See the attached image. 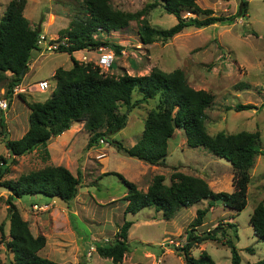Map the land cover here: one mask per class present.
<instances>
[{"label":"rangeland","instance_id":"1","mask_svg":"<svg viewBox=\"0 0 264 264\" xmlns=\"http://www.w3.org/2000/svg\"><path fill=\"white\" fill-rule=\"evenodd\" d=\"M9 1L0 0V18ZM248 1L247 18L237 19L234 24L229 25L217 23L203 28L189 26L165 41L157 39L150 44L142 43L138 34V21H131L127 27L108 35L102 34L98 38L118 44L123 49L118 58H113V62H116L114 69L99 68L102 73L113 76L123 73L147 74L152 67L166 72L179 68L184 71L193 88L209 91L214 96L213 103L206 110L207 133L215 135L221 131H257V146L264 150V109L238 112L226 109V106L238 102L259 105L264 101V0ZM109 4L113 9L127 12L150 6L145 18L155 28H169L177 21L174 15L164 11L158 0H109ZM152 4L155 6L151 7ZM197 4L201 8L212 9L211 15H225L235 12L238 0H197ZM82 13L75 0H26L24 9V15L30 19L32 26L38 25L41 19L47 20L49 26L45 28L47 36H44L55 47L59 43H65L66 39L50 34L55 33L57 28L67 27L71 19ZM183 15L194 16L189 12H183ZM43 43L41 42L42 45ZM101 52L103 51L99 49L89 50L88 53L77 51L74 57L80 62H91L95 65ZM71 63L67 53L57 52L56 49L35 52L21 81L28 85L27 92L23 93L26 101L40 102L48 98L51 88L41 92L37 88V82L46 80L55 85V78L51 74L53 69H68L72 66ZM239 83H248L249 87L241 89ZM4 85H0V98L4 97ZM138 97L136 92L133 93V99ZM8 104L6 112L0 111L4 120L7 118L5 131L10 139H18L21 129L28 126V111L25 108L27 105L14 96ZM155 104L156 100L150 99L135 106L127 114L125 127L110 138H116L123 145L131 146L140 137L146 115ZM119 111H125V106L120 105ZM83 125V121H73L65 137H51L46 144L49 157H44L41 148L16 157V162L9 164L10 172L5 176L6 179H16L20 174L49 164L62 165L75 176H79L77 195L69 204L38 193L25 194L13 200L24 219L31 217L28 220L30 224L39 223L38 226L48 234V248L57 247L61 252L55 253L50 259L63 264H115L110 259L99 256L95 248L97 243H112L125 218L132 220L133 224L128 231V250L124 253L123 260L117 264H184L174 248L185 243L189 223L194 218L196 209L203 208L206 201L180 208L167 221L153 207L143 208L136 214L124 215L125 202L121 198L126 188L116 175L110 173L122 174L143 191L157 174L164 176L165 184L170 183L173 171L197 176L206 174L213 191L230 192V163L202 147L187 146L182 130L175 129L168 141L165 162L162 165H152L126 155L117 150L115 145L106 142H98L87 148L90 134ZM0 140L3 142L1 132ZM1 142L0 155L8 158L6 147ZM250 176L247 204L242 211L235 214L222 204H217L205 215L204 223L195 230L197 234L213 228H220L222 231L213 234L215 240H205L192 248L191 254L194 257H198L205 250L216 264H231L230 250L222 245L225 239L222 236L223 231L235 243L240 264L252 263L264 256V240L253 234L249 223L254 207L264 201L262 155L255 157ZM8 195V191L0 189V223L4 222L6 235L9 226L6 217ZM33 204L38 207L33 208ZM229 223L236 224L238 240L228 228ZM249 249L252 253L248 252ZM48 253L44 250L40 254L45 257ZM11 258L12 254L0 241L2 264H11Z\"/></svg>","mask_w":264,"mask_h":264},{"label":"trees","instance_id":"2","mask_svg":"<svg viewBox=\"0 0 264 264\" xmlns=\"http://www.w3.org/2000/svg\"><path fill=\"white\" fill-rule=\"evenodd\" d=\"M79 3L82 14L70 20L67 27L58 32V38L64 37L65 43L56 46L57 52L67 53L72 62L68 69L57 67L54 71L55 87L48 98L40 102H28L22 94L19 97L26 103L28 127L18 139H10L5 129L3 113L0 112V132L8 151L9 158L0 155V189L8 191L6 199L8 234L4 232V222L0 223V241L12 254L11 264H63L39 254L45 246L46 238L34 235L28 221L25 220L16 204L15 198L25 194H42L49 198H58L69 204L77 195L80 185L79 176H75L62 165H45L37 170L20 174L16 179H6L10 172L9 164L16 162V157L41 148L44 157H49L46 144L48 140L60 135L70 128L73 121H83V127L90 134L87 148L98 142H106L117 147L126 155L152 165H162L167 156L168 141L175 129L182 130L187 146L202 147L209 153L228 161L232 169V191H213L207 181L199 176L173 171L170 183H164V176L154 175L145 191L127 180L118 172L116 175L125 185L126 192L121 198L125 202L124 215L136 214L146 207H153L161 213L164 220L172 219L180 208L190 207L205 200L203 208H197L195 216L186 231L185 243L174 248L182 257L184 264H216L211 256L202 250L198 257L191 250L205 240H215V235L197 234L195 230L204 223L205 215L216 206H222L235 214L242 211L247 204V188L250 181V170L255 157L264 150L257 146L259 132L239 131L236 133H207L205 120L206 110L211 106L214 96L211 92L193 88L187 81L183 70L176 68L169 72L152 67L147 74H127L119 76L101 72L98 65L91 62H80L72 53L79 50H96L106 47L113 51L114 57L121 55L122 46L110 41H103L98 36L108 35L121 30L131 21H138V34L144 44L157 39L163 41L180 33L186 27L203 28L214 23L232 24L239 18L248 15L249 2L239 0L237 10L228 15H211L210 8H201L196 0H158L164 11L176 18V23L169 28L152 27L145 18L147 6L135 12L116 10L109 0H75ZM26 0H10L0 18V85H4V98L10 101L13 88L19 85L28 69V63L34 51H39L38 44L41 19L38 25L32 26L23 10ZM152 4L151 7H154ZM189 12L194 16H184ZM202 15L201 17H199ZM204 15V17H203ZM112 62L110 69H114ZM23 70V76H20ZM241 89L248 88V83H239ZM139 95L133 99V93ZM150 99L156 100L144 120L140 137L131 145L125 146L111 135L123 129L127 123V114L135 106ZM9 105V104H8ZM125 111H119V106ZM227 110H261L264 101L254 103H235L226 106ZM253 234L264 240V201L254 207L249 217ZM133 221L124 218L116 239L112 243L96 244V253L117 264L123 260L128 250V231ZM233 236L238 240L235 223H229ZM222 245L230 250L231 264H240V255L235 243L226 231ZM248 252L252 253L249 249ZM0 264H2L0 260ZM264 264V256L252 263Z\"/></svg>","mask_w":264,"mask_h":264},{"label":"built area","instance_id":"3","mask_svg":"<svg viewBox=\"0 0 264 264\" xmlns=\"http://www.w3.org/2000/svg\"><path fill=\"white\" fill-rule=\"evenodd\" d=\"M45 40V36L40 35L38 44L41 47V49L38 51L39 53L45 52V51H51L52 49H55V45L47 42V43H43V41ZM41 42L43 43V45L41 44ZM42 45V46H41ZM45 47V48H44ZM99 50H102L103 52L98 54V58L96 61V64L105 70H108L111 63L113 62V58H114V53L112 50L107 49L105 50L104 48L100 47ZM55 85H51L49 84L46 80H41L37 82V88L39 91L44 92L46 91L48 88H51V91L54 89ZM26 91V86L24 88H20L19 85L15 86L13 88V95H17L20 94L21 92H25ZM9 108L8 105V101L6 98H0V111L6 112ZM103 143V141H101ZM33 208H37L38 206L36 204L32 205ZM107 241V240H105Z\"/></svg>","mask_w":264,"mask_h":264},{"label":"crops","instance_id":"4","mask_svg":"<svg viewBox=\"0 0 264 264\" xmlns=\"http://www.w3.org/2000/svg\"><path fill=\"white\" fill-rule=\"evenodd\" d=\"M197 1V0H196ZM228 1V0H227ZM248 1V0H247ZM249 2V1H248ZM238 4H239V0H238ZM238 4H237V7H238ZM25 9V8H24ZM236 10H237V8H236ZM235 10V11H236ZM23 13H24V10H23ZM231 14H233V13H231ZM225 15H228V14H225ZM247 17H249V14L247 15ZM246 17V18H247ZM239 19H242V18H239ZM29 20V22H31L30 21V19H28ZM235 23V22H234ZM234 23H232V24H234ZM214 24H217V23H214ZM214 24H212V25H214ZM32 25V24H31ZM229 25V24H228ZM49 26V24L48 23H46V24H43V25H41V31H42V35H45V36H47L46 35V32H45V28L46 27H48ZM59 30H60V28L58 29H56V31H54L55 33H51L50 35H58L57 33L59 32ZM253 34H254V32H253ZM48 41L46 40V38H45V40H44V43H47ZM52 51V50H51ZM83 51H85V52H87L88 53V51L89 50H84V49H82V50H79L78 52H83ZM35 52H38V51H34L33 53H32V56L35 54ZM76 52L77 51H75V52H73L72 53V56L74 57V54H76ZM63 53V52H62ZM75 59H78V58H76V57H74ZM80 59V58H79ZM80 60H82V59H80ZM34 63L35 62H33L32 63V65H34ZM29 64V63H28ZM72 64V63H71ZM57 67H55L54 69H53V71H52V75L54 74V70L56 69ZM20 86V88H24L25 86L28 88V85H24V83H21V85H19ZM27 91H25V92H23V93H26ZM22 92L20 93V94H22L23 96H24V94H23ZM28 94V93H27ZM12 96H14V97H18L20 100H22L20 97H19V95L17 94V95H12ZM4 98V97H3ZM25 98V97H24ZM25 100H26V98H25ZM12 105V104H11ZM26 108V110L28 111V113H29V109L27 108V106L25 107ZM18 114V113H17ZM17 118H18V116H17ZM5 122L7 123V118L5 117ZM27 125L25 126V128H23V130L21 129V131L19 132V134L17 135L18 136V138H20L24 133H25V131L27 130ZM9 131V132H8ZM7 132L8 133H10V130H9V128H7ZM65 133H67V130H65L63 133H61L60 135H61V137H65L64 135H66ZM10 138V137H9ZM0 142H1V140H0ZM1 144L3 145V147L5 148V146H4V143L3 142H1ZM6 151H7V149H6ZM7 153H8V151H7ZM8 158H9V154H8ZM195 176H197V175H195ZM199 176V175H198ZM199 177H202V178H204L206 181H207V183L209 184V182H208V179H207V177H206V174L205 175H200ZM211 186V185H210ZM231 189H233V187L231 186ZM232 191V190H231ZM230 191V192H231ZM21 214V213H20ZM22 217H23V215H21ZM31 218V217H30ZM30 218H27V219H25V220H29L30 221ZM28 221V224H29V228H30V230H31V232L34 234V235H39V234H41V235H44L45 237H46V244H45V246L39 251V254L41 253V251H44V250H46V251H48L49 253H48V255H45V257H47V258H53L52 256L55 254V253H57V252H59L60 254H61V252L58 250V248L57 247H55L54 249H49L48 248V238H49V236H48V234L47 233H45V231L43 230V228L42 227H39L38 225H40L39 223L37 224L36 222H34L32 225L30 224V222ZM32 227H35V229L33 230L32 229ZM41 255V254H40ZM56 255V254H55ZM58 255V254H57ZM62 256H65V255H62Z\"/></svg>","mask_w":264,"mask_h":264},{"label":"water","instance_id":"5","mask_svg":"<svg viewBox=\"0 0 264 264\" xmlns=\"http://www.w3.org/2000/svg\"><path fill=\"white\" fill-rule=\"evenodd\" d=\"M20 76H23V70L21 71ZM219 230L222 231V229H220V228H213V229H211V230H209V231L204 232L203 235L205 236V235H207L208 233H210V234H214V233H216V232L219 231Z\"/></svg>","mask_w":264,"mask_h":264}]
</instances>
